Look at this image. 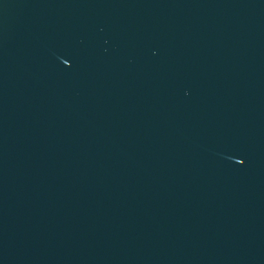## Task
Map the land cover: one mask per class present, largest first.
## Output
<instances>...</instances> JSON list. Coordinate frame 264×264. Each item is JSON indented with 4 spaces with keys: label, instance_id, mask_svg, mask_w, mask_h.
Returning a JSON list of instances; mask_svg holds the SVG:
<instances>
[{
    "label": "water",
    "instance_id": "95a60500",
    "mask_svg": "<svg viewBox=\"0 0 264 264\" xmlns=\"http://www.w3.org/2000/svg\"><path fill=\"white\" fill-rule=\"evenodd\" d=\"M0 264H264V0H0Z\"/></svg>",
    "mask_w": 264,
    "mask_h": 264
}]
</instances>
